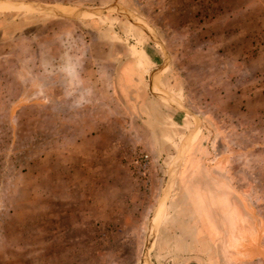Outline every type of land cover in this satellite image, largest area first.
I'll return each instance as SVG.
<instances>
[{
    "label": "rangeland",
    "instance_id": "obj_1",
    "mask_svg": "<svg viewBox=\"0 0 264 264\" xmlns=\"http://www.w3.org/2000/svg\"><path fill=\"white\" fill-rule=\"evenodd\" d=\"M4 1L0 264H264V0Z\"/></svg>",
    "mask_w": 264,
    "mask_h": 264
},
{
    "label": "bare ground",
    "instance_id": "obj_2",
    "mask_svg": "<svg viewBox=\"0 0 264 264\" xmlns=\"http://www.w3.org/2000/svg\"><path fill=\"white\" fill-rule=\"evenodd\" d=\"M7 6V5H6ZM4 4L3 5H0V12H6L8 9V7H6ZM11 9L13 8H16V7H10ZM54 8L64 14V15H70V12L65 8V7H61V6H54ZM196 135V134H195ZM194 140V136H190L189 139H188V143H191L192 141ZM186 143V141L184 142Z\"/></svg>",
    "mask_w": 264,
    "mask_h": 264
},
{
    "label": "water",
    "instance_id": "obj_3",
    "mask_svg": "<svg viewBox=\"0 0 264 264\" xmlns=\"http://www.w3.org/2000/svg\"><path fill=\"white\" fill-rule=\"evenodd\" d=\"M0 4H4L6 7H12V6H15L16 5V3L15 2H11V1H4V2H1ZM19 4V3H18ZM47 11L49 12L50 10L49 9H47ZM53 12V11H52ZM54 14H56L55 12H53Z\"/></svg>",
    "mask_w": 264,
    "mask_h": 264
},
{
    "label": "clouds",
    "instance_id": "obj_4",
    "mask_svg": "<svg viewBox=\"0 0 264 264\" xmlns=\"http://www.w3.org/2000/svg\"><path fill=\"white\" fill-rule=\"evenodd\" d=\"M41 95L43 94L42 92L40 93ZM45 103H47L48 101L45 99V101H44Z\"/></svg>",
    "mask_w": 264,
    "mask_h": 264
},
{
    "label": "crops",
    "instance_id": "obj_5",
    "mask_svg": "<svg viewBox=\"0 0 264 264\" xmlns=\"http://www.w3.org/2000/svg\"><path fill=\"white\" fill-rule=\"evenodd\" d=\"M195 259V258H194ZM194 261H197V260H194Z\"/></svg>",
    "mask_w": 264,
    "mask_h": 264
}]
</instances>
